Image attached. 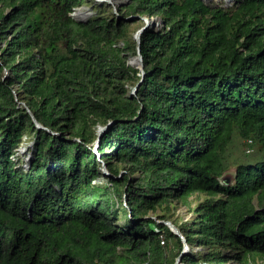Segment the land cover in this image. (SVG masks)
<instances>
[{"label":"trees","instance_id":"trees-1","mask_svg":"<svg viewBox=\"0 0 264 264\" xmlns=\"http://www.w3.org/2000/svg\"><path fill=\"white\" fill-rule=\"evenodd\" d=\"M83 2L0 0V264H176L195 193L179 264H264V0Z\"/></svg>","mask_w":264,"mask_h":264},{"label":"rangeland","instance_id":"rangeland-1","mask_svg":"<svg viewBox=\"0 0 264 264\" xmlns=\"http://www.w3.org/2000/svg\"><path fill=\"white\" fill-rule=\"evenodd\" d=\"M125 2H127V0L117 1V3H120V4H123ZM233 2H234V0H228V1L227 0H211L210 1L211 4L223 5L226 7L231 6L233 4ZM119 5L116 4V7H117L116 12L118 11ZM114 7L115 6L113 5V3L108 2V0H84L82 5L75 8V10L71 14L74 16L77 12L86 11V12L90 13L89 17H91L100 11V12H103V14L108 15V14H111L114 12ZM74 17L78 20H84V19L77 18L76 16H74ZM143 20L145 23L144 18H143ZM150 21L155 26H159L161 23L157 17L150 18ZM136 32L137 31L135 30V32L133 33V37L135 36ZM133 58H134V56L130 59V61H133L134 60ZM33 140H34L33 134L24 135L20 148L22 146H24L25 151L28 152V150L30 148L29 146L32 144ZM234 142H235L234 145L229 149V151L226 154V159L229 162V168L224 174V179L226 181H230L233 178V175L235 172V163H236V161L241 159V156L243 154V150H242V146H241V140H239V138L235 137ZM26 152L24 155H26ZM123 172H125V170H123ZM137 175L138 174H136L135 176H137ZM108 179L109 178H107L106 175L105 176L102 175V176L98 177L96 179V181L100 184H105L108 182ZM204 198H205V195L195 193V194H192L191 196H189L187 198V200H182V199L175 200L173 206L170 209V213L172 216L171 221L173 222V220H175V221H178L181 223L191 224L194 221V218L196 217V214L194 212V208ZM159 212H160V210H159ZM151 214H153V212H151ZM151 216H153L154 218L157 219V216H155V215H151ZM124 221H125V219L119 216L117 222L121 224ZM170 244H171L172 252L176 253L178 251L179 244L177 243V241L175 239H172ZM189 249H190V247H189ZM200 249H201L200 246H195V248H194V250H200Z\"/></svg>","mask_w":264,"mask_h":264},{"label":"water","instance_id":"water-1","mask_svg":"<svg viewBox=\"0 0 264 264\" xmlns=\"http://www.w3.org/2000/svg\"><path fill=\"white\" fill-rule=\"evenodd\" d=\"M117 1L119 0H108V2L110 3H113V5L115 6L114 7V12H116L117 10V7H116V4L119 5L120 3H117ZM207 4H210V1L211 0H204ZM118 12V11H117ZM73 16V15H72ZM134 17H137V16H129L127 17V19H130V18H134ZM145 19V24L139 28L137 30V32L135 33V36L134 38L136 39L137 43H138V51H137V55L134 56V60L133 61H129L131 64L135 65L136 67L140 68L141 70V74H142V79L140 80V82H138V84L134 87L132 93H136L137 91V88L138 86L140 85L141 81L143 80L144 78V74H145V71H144V66H143V58H142V55L140 53V47H139V43H140V36H141V33L150 25L152 24V22L150 21V18H147V17H142ZM29 111V113L33 116V120L36 124V127L38 128H43V126L38 122V120L34 117L32 111L30 110V108L26 107ZM111 123H108L107 125H99L98 126V130H100V132H98V137L97 139L95 140L94 142V152L97 153L98 155V159L99 161H101L102 165H101V170L103 172L104 175H106L107 177H114L107 169V166H106V163L101 159L100 157V154L98 153V146L100 144V137L101 135L103 134V132L108 128V126L110 125ZM20 149V152L23 153L25 151V149L21 150ZM31 156V153L25 157L26 160H29V157ZM162 223L168 225L170 227V229L177 235L180 237L181 241L183 242V250L181 252V254L178 256L177 260H176V264H179L180 262V259H181V256L187 252L189 250V244L187 243L184 235L182 234L181 230L171 221V220H161Z\"/></svg>","mask_w":264,"mask_h":264},{"label":"bare ground","instance_id":"bare-ground-1","mask_svg":"<svg viewBox=\"0 0 264 264\" xmlns=\"http://www.w3.org/2000/svg\"><path fill=\"white\" fill-rule=\"evenodd\" d=\"M113 1V0H112ZM228 1V0H227ZM86 10V9H85ZM81 11V10H80ZM74 16H76L77 18L80 19H87L90 16V13L86 12V11H82V12H77ZM98 132H100V130H98ZM25 149L24 146L21 147V150Z\"/></svg>","mask_w":264,"mask_h":264},{"label":"built area","instance_id":"built-area-1","mask_svg":"<svg viewBox=\"0 0 264 264\" xmlns=\"http://www.w3.org/2000/svg\"><path fill=\"white\" fill-rule=\"evenodd\" d=\"M92 264H103V263L100 261H94Z\"/></svg>","mask_w":264,"mask_h":264}]
</instances>
